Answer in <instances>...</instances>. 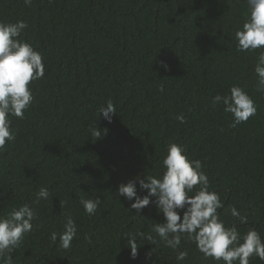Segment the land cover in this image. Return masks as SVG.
Instances as JSON below:
<instances>
[{
    "label": "trees",
    "instance_id": "obj_1",
    "mask_svg": "<svg viewBox=\"0 0 264 264\" xmlns=\"http://www.w3.org/2000/svg\"><path fill=\"white\" fill-rule=\"evenodd\" d=\"M247 12L246 0H0V21H26L21 38L46 65L25 117H11L16 140L0 153V216L23 203L38 212L13 264H217L186 234L183 262L159 238L139 239L136 259L125 247V233L147 235L164 217L154 205L136 215L118 187L137 175H161L170 142L202 161L210 190L224 202L222 220L241 235L259 224L264 235V92L254 72L261 50L238 52L234 39ZM233 85L257 105L236 127L212 103ZM109 99L111 123L98 112ZM95 125L107 134L92 138ZM41 187L50 196L37 203ZM81 197H100L95 215ZM233 206L246 224L231 215ZM68 215L78 233L65 250L49 234L62 232Z\"/></svg>",
    "mask_w": 264,
    "mask_h": 264
},
{
    "label": "clouds",
    "instance_id": "obj_2",
    "mask_svg": "<svg viewBox=\"0 0 264 264\" xmlns=\"http://www.w3.org/2000/svg\"><path fill=\"white\" fill-rule=\"evenodd\" d=\"M31 6L33 0H24ZM248 12L242 26L234 33L238 52L261 50L257 53L254 67L258 78L257 91L264 92V0H246ZM28 28L24 20L14 23L0 21V153L16 140L11 117L23 119L25 112L32 106L35 96L32 83L45 77L44 57L32 43L21 38ZM167 69L168 65L159 62ZM163 91V87L160 88ZM212 103L223 105V111L232 115L231 127L247 122L257 113L255 100L244 88L233 85L230 94H217ZM99 116L109 123L116 114V106L111 99L98 108ZM177 119L185 122V117ZM92 138L98 139L107 134L95 125L89 129ZM164 171L159 176L137 175L126 183H121L116 192L130 202V209L141 217L143 210L154 205L163 214V222H156L151 231L145 233H125V247L130 249L132 259L138 257V241L144 239L156 242L157 238L177 251L176 259L183 262L188 253L181 251V238L187 235L195 243L197 250L205 258H211L217 264H250V258L264 261V235L260 225L254 224L241 235L237 224L226 223L220 218L218 210L224 208V202L217 191L210 190L209 177L199 159H192L179 143L167 145V155L162 161ZM139 184V191L137 188ZM48 188L41 187L37 194L39 200H47ZM67 201H60L61 207ZM84 211L93 216L101 205L100 197L80 198ZM231 215L247 223V217L233 206ZM38 219L37 209L29 203L13 208L6 216H0V264H13V251L18 248L27 233L33 230V222ZM78 233L76 221L68 215L63 231H52L50 239L59 240L58 247L69 249ZM153 233L155 235H153ZM90 242V241H89Z\"/></svg>",
    "mask_w": 264,
    "mask_h": 264
}]
</instances>
